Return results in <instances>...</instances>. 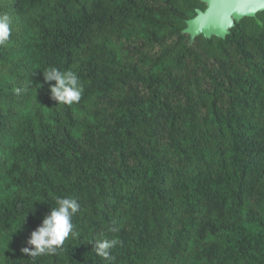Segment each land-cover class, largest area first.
<instances>
[{
    "label": "trees",
    "instance_id": "trees-1",
    "mask_svg": "<svg viewBox=\"0 0 264 264\" xmlns=\"http://www.w3.org/2000/svg\"><path fill=\"white\" fill-rule=\"evenodd\" d=\"M204 8L0 0V264H264V12L192 40ZM51 66L78 104L51 98ZM57 196L81 204L77 236L28 256Z\"/></svg>",
    "mask_w": 264,
    "mask_h": 264
},
{
    "label": "clouds",
    "instance_id": "clouds-1",
    "mask_svg": "<svg viewBox=\"0 0 264 264\" xmlns=\"http://www.w3.org/2000/svg\"><path fill=\"white\" fill-rule=\"evenodd\" d=\"M12 35V19L4 14L0 15V45L7 43ZM45 82L48 84L51 98L59 105L71 106L82 99L83 84L76 72L71 69L61 70L51 66L43 71ZM52 82H55L54 84ZM81 210L77 198L71 196H57L55 206L46 214L42 223L31 232L27 240L28 247L22 252L31 257L51 255L61 248L69 236H77L73 218ZM116 239H103L95 242L93 251L96 255L113 261L111 249L117 245Z\"/></svg>",
    "mask_w": 264,
    "mask_h": 264
},
{
    "label": "water",
    "instance_id": "water-1",
    "mask_svg": "<svg viewBox=\"0 0 264 264\" xmlns=\"http://www.w3.org/2000/svg\"><path fill=\"white\" fill-rule=\"evenodd\" d=\"M201 2L206 5V9H197L196 17L188 22V27L184 31L185 34L191 36L192 40L200 35H204L207 38H212L214 36L226 38L231 34L236 25L241 23L242 20L247 18H255L259 13L264 12V0H201ZM219 7H221L223 10H230V8L237 9V14H230L228 24L226 25V31L222 35L215 33L209 36L204 33L196 35L192 34V24L198 21L202 16L209 14V12Z\"/></svg>",
    "mask_w": 264,
    "mask_h": 264
},
{
    "label": "bare ground",
    "instance_id": "bare-ground-1",
    "mask_svg": "<svg viewBox=\"0 0 264 264\" xmlns=\"http://www.w3.org/2000/svg\"><path fill=\"white\" fill-rule=\"evenodd\" d=\"M231 13L237 14V9L230 8V10H223L221 7L216 8L213 11L209 12V14H207V17L210 15H212L213 17H212V19L211 18L207 19V23L203 26L215 27L214 28L215 31H220L224 28L225 21L228 18V16H230ZM199 23H200V19L192 24V29H191L192 34L196 35V34L204 33V34L209 36V35L215 33L213 31H211L212 29H208V31H203L201 29ZM225 31L226 30H223L220 33H215V34L222 35Z\"/></svg>",
    "mask_w": 264,
    "mask_h": 264
},
{
    "label": "rangeland",
    "instance_id": "rangeland-1",
    "mask_svg": "<svg viewBox=\"0 0 264 264\" xmlns=\"http://www.w3.org/2000/svg\"><path fill=\"white\" fill-rule=\"evenodd\" d=\"M207 15H204L203 17H201L200 18V23H199V25H200V27H201V29L203 30V31H208V29H212L211 31H213V32H215V33H220L221 31H223V30H226V25L228 24V19H229V16H228V18L226 19V21H225V26H224V28L222 29V30H220V31H215L214 30V28L215 27H205V26H203V25H205L206 23H207V19H209V18H211L212 19V15H210V16H208L207 18ZM205 27V28H204Z\"/></svg>",
    "mask_w": 264,
    "mask_h": 264
},
{
    "label": "flooded vegetation",
    "instance_id": "flooded-vegetation-1",
    "mask_svg": "<svg viewBox=\"0 0 264 264\" xmlns=\"http://www.w3.org/2000/svg\"><path fill=\"white\" fill-rule=\"evenodd\" d=\"M206 8H204L203 10H205Z\"/></svg>",
    "mask_w": 264,
    "mask_h": 264
}]
</instances>
